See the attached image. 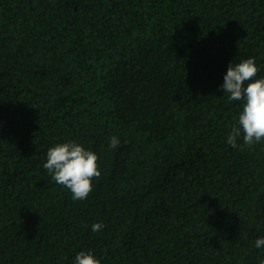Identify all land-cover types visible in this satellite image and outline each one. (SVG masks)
<instances>
[{
    "label": "trees",
    "instance_id": "16d2710c",
    "mask_svg": "<svg viewBox=\"0 0 264 264\" xmlns=\"http://www.w3.org/2000/svg\"><path fill=\"white\" fill-rule=\"evenodd\" d=\"M248 57L264 77V0H0V264H259L264 141L226 143L219 88ZM68 140L83 200L43 168Z\"/></svg>",
    "mask_w": 264,
    "mask_h": 264
},
{
    "label": "clouds",
    "instance_id": "9594fccd",
    "mask_svg": "<svg viewBox=\"0 0 264 264\" xmlns=\"http://www.w3.org/2000/svg\"><path fill=\"white\" fill-rule=\"evenodd\" d=\"M259 71L255 57H248L239 63L228 64L219 85L230 101H239L236 124L226 135V143L234 149L251 147L264 141V77L252 79ZM248 83H245V82ZM120 140L117 136L109 138L108 147L115 149ZM98 156L74 140L55 143L46 151L43 168L51 179L65 187L73 200H83L92 191V178L100 176L97 165ZM101 222L91 224L93 233L102 230ZM256 249L264 248V236L254 240ZM72 264H100L91 250H81L72 258ZM264 264V259L259 260Z\"/></svg>",
    "mask_w": 264,
    "mask_h": 264
}]
</instances>
